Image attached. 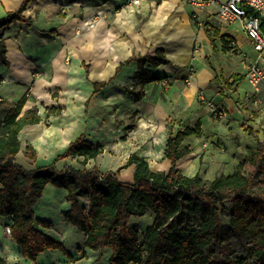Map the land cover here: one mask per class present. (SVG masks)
Returning <instances> with one entry per match:
<instances>
[{"label": "trees", "instance_id": "1", "mask_svg": "<svg viewBox=\"0 0 264 264\" xmlns=\"http://www.w3.org/2000/svg\"><path fill=\"white\" fill-rule=\"evenodd\" d=\"M31 0H23L16 11L0 19V63L6 68L5 32L14 23L33 26L24 15ZM157 4L159 0H155ZM210 37L212 45L220 39L221 49H232L226 37L216 29ZM55 31H50L54 34ZM130 63L137 64L133 74V87L122 89L135 100H141L146 85L163 80L151 70L171 62L164 50L154 54L134 55L115 68V74ZM86 74H87V66ZM93 82V95L111 83ZM240 82L241 77L234 76ZM227 87L230 85L225 83ZM136 87L141 90L136 91ZM28 96L18 102L0 98V217L11 218L10 237L20 246L22 255L35 262L47 250H59L71 258L64 247L41 233L36 227L51 228L49 221L36 219L34 206L42 197L44 188L52 185L66 191L65 200L70 205L62 213L63 220L86 235L84 246L93 252L110 249L109 264H264V127L261 131L249 126L243 132L256 143L255 149L242 155V160L230 174H220L212 180L198 173L188 177L177 168L180 159L190 153L184 142L190 137H202V126L196 121L185 126L175 135L171 128L164 148V159L169 161L167 172H154L146 159L136 153L116 171L101 174L96 168L82 171L66 168L58 171L56 163L66 158L83 157L86 161L103 153V146L94 145L82 134L71 142L56 161L43 168L25 170L14 161L20 150V131L26 125L38 124L41 119L36 108L24 110ZM61 108L48 110V115H59ZM130 117L125 127L128 132L136 128ZM27 156L35 159L33 149ZM134 166L133 183L121 182V170ZM79 198L89 200L86 211L79 205ZM231 204L227 224L220 222V206ZM153 215V222L142 235L137 225H130L133 217ZM186 214L196 221V226H181L176 218ZM231 233L239 241L247 242V255L234 260H217L216 251L221 247L223 234ZM0 264L10 263L0 255Z\"/></svg>", "mask_w": 264, "mask_h": 264}, {"label": "crops", "instance_id": "2", "mask_svg": "<svg viewBox=\"0 0 264 264\" xmlns=\"http://www.w3.org/2000/svg\"><path fill=\"white\" fill-rule=\"evenodd\" d=\"M62 1L31 0L24 15L34 19L33 26L14 23L4 34L6 57L10 66L6 68L0 63V98L18 102L26 93L29 94L24 110L36 108L41 119L38 124L26 125L20 131V150L14 157L15 163L25 170L48 167L67 150L71 142L83 134L86 140L94 145L103 146V153L95 159L86 161L85 164L83 157L60 160L56 163L58 171L66 168L78 171L96 168L104 175L116 171L126 163L131 154L136 153L138 157L147 160L152 171L167 172L170 164L164 159V148L168 129L171 128L175 135L185 127L184 125L190 126L185 122L192 118L195 122H201L203 135L201 138L193 136L192 142H184V147L188 148L190 153L177 163L178 170L183 175L191 177L198 159L197 153L201 150L197 143L206 139L205 125L210 120L204 118V114L194 111V107L188 108L193 105L194 98L183 95L181 89L172 86L161 91L164 80L173 73V65L151 68L163 80L146 85L141 100H135L122 89L132 82L133 74L137 71L136 63H130L117 74H115V66L112 80L114 82L93 95L92 80H89L90 73L86 74L83 65H87L86 62L93 58L102 71L96 69L97 72L93 73L96 80L92 82L105 81L107 67L103 65L108 63L106 58L108 28L104 25H108L103 18H100L97 24L101 23L94 31L97 33V38L94 36L92 39L89 27L90 15L98 8L91 7L88 0H74L72 5L68 6H63ZM22 2L23 0H0V19L4 18L7 12L16 11ZM55 7L69 9H62L61 12L55 11L57 8L50 10ZM208 20L216 23L212 19L208 18ZM52 30L55 31L54 34H50ZM226 31L231 30L227 27ZM245 40L247 41V38L244 34L241 44ZM249 47L251 48L250 45L246 46L247 50H250ZM92 52H94L93 56ZM249 57H253V53L250 55L249 52ZM119 62L116 63L119 65ZM248 91L240 93L239 98L243 104L237 110L234 109L232 101L226 98L217 97L214 100L217 106L227 112L226 118L221 123L225 122L215 128L239 139L241 136L244 137L243 127L251 126L248 123L243 124L242 119L247 120L248 112H252L253 115L257 112L251 111L252 107L245 101V93ZM56 92L58 95L54 96ZM187 101L191 104H186ZM52 108H61V113L48 115V110ZM108 108H114L121 120H124L125 116L130 120L129 118L135 115L136 128L128 132L125 130L128 122L115 126L112 121H107L106 117L113 114V111H106ZM240 120V125L243 124L241 127ZM222 131H219V134H222ZM209 139L210 142L212 138ZM30 148L35 153V159L26 156ZM112 152L114 155L111 156ZM234 154V151L230 153L231 159H234ZM133 173L134 166L131 165L121 170L117 178L121 182L133 183ZM65 196L64 189L47 185L42 197L34 206V213L36 219L49 221L52 224L48 229L40 226L36 228L60 243L71 258L63 253H55L56 250H48L41 253L35 262L29 261L22 255L20 246L13 242L9 235L5 238L0 236V255L10 263L20 264H101V260L107 263L111 251L88 253L89 249L84 247L86 235L63 220L62 213L70 206ZM89 204L87 198H79L80 207L86 211ZM11 224L10 217H0V227L9 228Z\"/></svg>", "mask_w": 264, "mask_h": 264}, {"label": "rangeland", "instance_id": "3", "mask_svg": "<svg viewBox=\"0 0 264 264\" xmlns=\"http://www.w3.org/2000/svg\"><path fill=\"white\" fill-rule=\"evenodd\" d=\"M73 1L74 0H64L62 3L63 6H68L72 5ZM88 1L91 7L98 8L90 15L91 24L89 27L92 39L94 36H97V33H94V31L98 24L101 23L99 22L97 24L100 18H103L108 25H104L105 28H108L106 48L108 63L103 65L107 67L105 81L114 76V68L118 65L116 62L123 61L131 54L152 55L157 49L164 50L166 57L173 65V73L169 74L170 77H166L161 91L172 86L181 89V91L184 92L183 95L186 94V96L194 98L193 105L190 101L186 102L188 105L191 104L188 108L192 109V107H194V111L202 115L204 114V118L210 120V122L207 123L204 119V122H206L205 133L207 135L205 140H201L197 143V146L201 150L197 153L198 159L194 172L191 175L193 176V174L198 173L201 178L210 181L220 174H230L234 167L242 160V155L248 150L256 148V143L245 133L244 137L241 136V139H239L233 137L232 134H226V132L215 128L225 121L221 123L223 119H215L207 103L216 104L214 100L217 99V97L221 99L226 98L232 101L234 109L237 110L238 107L243 104L239 98L240 93L250 89L245 78L248 63L250 61L249 52L251 55L253 51H251L250 47V50L246 48V46L250 45L248 40H245V42L241 44V39L244 37L241 25L239 23L231 25L222 23L219 25L209 22L205 17L207 16L206 14L195 16L183 0H159V4H157L155 0H141L140 4L137 6L131 5L130 0ZM59 7L50 10L53 11V9L57 8L55 11L61 12L62 9H69L68 7ZM59 14L63 15L61 13ZM31 19L34 21L33 18ZM227 27L231 30L230 32L226 31ZM211 29L218 30L220 36L226 37L230 47H232L230 51L225 52L221 49L222 43L220 39L215 41V45L211 44L209 37L213 32ZM233 31L234 33H232ZM232 34L234 35L232 36ZM92 49L97 50L96 48ZM91 54L93 56L94 52ZM86 64L87 65L84 64L83 66H87L88 68L87 74L90 73L89 80H96V78L93 77V73L97 72L101 67H99L93 58L92 60L90 58L89 62H86ZM84 70L86 72V67H84ZM98 71L101 72L102 70L99 69ZM234 76L241 77L240 82L235 80ZM92 81L91 83H93ZM112 82L114 81H111V83ZM225 83H228L230 86L227 87ZM128 86L132 88L133 82H130ZM135 89L136 91L141 90L139 87ZM28 95L29 94L26 93V96ZM56 95H58V92L54 94V96ZM88 104H86V108H88ZM90 108H92L91 104ZM108 110L113 111V114L108 115L109 118L106 117V120L109 122L112 121L115 126L124 125L127 122L130 123V120H128L126 116L124 120H121L114 108L106 109V111ZM85 114L87 115V112ZM254 115L255 117H253V119L246 120L244 118L242 122H244L243 124L248 123V125L257 131H261L264 127V107ZM135 119L136 117L134 115L133 120L135 121ZM191 119L187 120L185 123L190 126L194 125L195 120ZM240 122L241 120L239 121V125ZM242 125H240V127ZM219 131H222V134H219ZM209 138H212L210 142L208 141L210 140ZM188 141L192 142L193 137L185 140V142ZM204 143H207V145ZM233 151L235 153L233 155L234 159H231L230 153ZM112 155H114L113 152L111 153V156ZM230 207L231 204L229 201L220 206L221 224L228 223ZM176 221L181 226H196V221L186 214L179 215ZM152 222L153 215L149 213L143 217L131 218L130 225H138L143 235L144 229L151 225ZM7 235L10 236V228L8 231L7 226L0 227V236L5 238ZM248 246L247 242L239 241L231 233H224L221 247L216 251V258L223 262L225 260L245 257L247 255L246 248ZM105 250L106 249L96 253L110 252L109 249ZM88 251V253H95L91 250ZM55 253L62 252L56 250ZM101 264L109 263H104L101 260Z\"/></svg>", "mask_w": 264, "mask_h": 264}, {"label": "built area", "instance_id": "4", "mask_svg": "<svg viewBox=\"0 0 264 264\" xmlns=\"http://www.w3.org/2000/svg\"><path fill=\"white\" fill-rule=\"evenodd\" d=\"M168 1V0H161ZM195 16L206 14L216 24L239 23L250 42L253 57L250 58L246 72V83L250 91L245 93V101L251 111L264 107V0H183ZM141 0H130L131 5H139ZM215 119H225L227 112L216 104L207 103ZM246 115L253 119L252 112ZM9 231V228H8Z\"/></svg>", "mask_w": 264, "mask_h": 264}, {"label": "bare ground", "instance_id": "5", "mask_svg": "<svg viewBox=\"0 0 264 264\" xmlns=\"http://www.w3.org/2000/svg\"><path fill=\"white\" fill-rule=\"evenodd\" d=\"M11 54V53H10Z\"/></svg>", "mask_w": 264, "mask_h": 264}]
</instances>
